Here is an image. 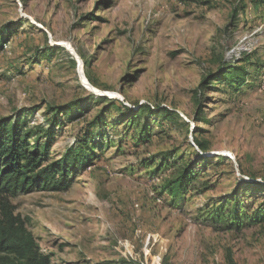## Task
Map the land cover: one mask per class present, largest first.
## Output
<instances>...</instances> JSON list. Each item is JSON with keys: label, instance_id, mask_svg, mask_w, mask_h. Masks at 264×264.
<instances>
[{"label": "rangeland", "instance_id": "1", "mask_svg": "<svg viewBox=\"0 0 264 264\" xmlns=\"http://www.w3.org/2000/svg\"><path fill=\"white\" fill-rule=\"evenodd\" d=\"M244 2L0 0V119L57 107L47 161L97 158L10 196L51 264H264V6ZM229 64L247 85L211 76Z\"/></svg>", "mask_w": 264, "mask_h": 264}, {"label": "trees", "instance_id": "2", "mask_svg": "<svg viewBox=\"0 0 264 264\" xmlns=\"http://www.w3.org/2000/svg\"><path fill=\"white\" fill-rule=\"evenodd\" d=\"M249 6L260 9L264 6V0H247L242 5L241 12L246 14ZM211 76L233 83L240 89L249 83L250 73L244 72L239 65L229 64L222 66ZM50 110L54 113L47 117L48 127L43 124L32 126L23 114L0 119V264H51L50 256L41 251L35 236L28 228L26 219L15 212L10 196L18 191L68 188L72 182V175L76 174L77 170H86L97 160L93 159L88 151L69 149L62 157L47 161L55 128L62 123L59 120L58 108L50 107ZM141 112V110L136 112L135 116ZM131 118L133 117H128L133 122L134 119ZM147 130L148 127L142 124L139 131L133 133L134 145L149 141L150 135ZM190 175L193 173L188 167H184L181 173L166 183L165 190L171 196L188 191ZM255 187L264 190V183ZM237 206L235 202L234 207L230 209L232 212L235 211L233 220L236 223L240 222L242 215L239 214ZM242 211L244 210H240ZM257 216L264 219V210L257 209Z\"/></svg>", "mask_w": 264, "mask_h": 264}]
</instances>
